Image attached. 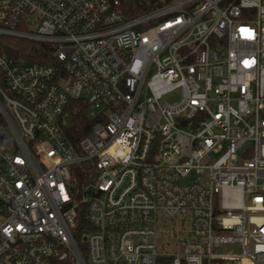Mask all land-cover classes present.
Here are the masks:
<instances>
[{
  "label": "built area",
  "instance_id": "1",
  "mask_svg": "<svg viewBox=\"0 0 264 264\" xmlns=\"http://www.w3.org/2000/svg\"><path fill=\"white\" fill-rule=\"evenodd\" d=\"M150 3L0 0L1 38L54 50L0 52V264H264V0Z\"/></svg>",
  "mask_w": 264,
  "mask_h": 264
},
{
  "label": "trees",
  "instance_id": "2",
  "mask_svg": "<svg viewBox=\"0 0 264 264\" xmlns=\"http://www.w3.org/2000/svg\"><path fill=\"white\" fill-rule=\"evenodd\" d=\"M119 12L127 19H134L151 9L150 0H120ZM0 52L18 62H31L43 65L54 63V50L51 46L35 44L23 40L1 38ZM91 121L87 108L79 101H72L66 110L64 131L67 137L76 144L89 132ZM92 182L89 168L83 167L78 171L75 179L78 202L86 196L85 188ZM90 232L86 204L79 206V219L74 231L75 239L83 252H85V238ZM158 264H173L169 259H160Z\"/></svg>",
  "mask_w": 264,
  "mask_h": 264
},
{
  "label": "rangeland",
  "instance_id": "3",
  "mask_svg": "<svg viewBox=\"0 0 264 264\" xmlns=\"http://www.w3.org/2000/svg\"><path fill=\"white\" fill-rule=\"evenodd\" d=\"M167 100H169V101H174L175 100V97L173 96V97H170V98H168ZM222 250L224 251V252H226V253H228V252H230V251H232V252H234V253H239V249L236 247V246H234V245H227V246H224V247H222ZM226 264H232L231 262H228V263H226Z\"/></svg>",
  "mask_w": 264,
  "mask_h": 264
}]
</instances>
